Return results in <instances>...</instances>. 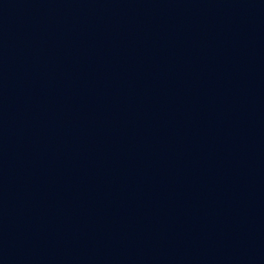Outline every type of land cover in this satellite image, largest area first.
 <instances>
[{"label":"water","instance_id":"obj_1","mask_svg":"<svg viewBox=\"0 0 264 264\" xmlns=\"http://www.w3.org/2000/svg\"><path fill=\"white\" fill-rule=\"evenodd\" d=\"M0 264H264V0H0Z\"/></svg>","mask_w":264,"mask_h":264}]
</instances>
